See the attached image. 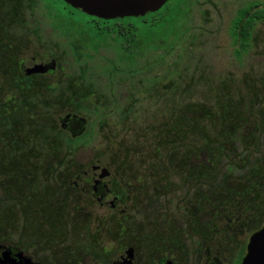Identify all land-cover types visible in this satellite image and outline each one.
I'll return each instance as SVG.
<instances>
[{
  "label": "rangeland",
  "instance_id": "374dc122",
  "mask_svg": "<svg viewBox=\"0 0 264 264\" xmlns=\"http://www.w3.org/2000/svg\"><path fill=\"white\" fill-rule=\"evenodd\" d=\"M49 1L38 10L25 5L20 17L10 7L0 12L4 24L23 21L8 25L7 35L23 42L26 57L58 64L33 77L32 89L18 83L25 70H0V100L13 118L0 124V133L12 134L8 141L0 134V163L17 169L25 191L20 198L0 169V217L7 215L0 245L42 264H108L120 245H135L134 264H147L149 242L168 233L180 232L189 250L246 244L264 224V23L238 58L231 22L241 7L264 0H171L163 39L133 70L107 67L119 59L114 45L80 61L74 48L84 32L70 23L89 19ZM57 11L73 20L56 19ZM67 113L87 121L81 136L61 128ZM209 144L220 149L216 166L200 170ZM22 153L27 167L13 156ZM98 163L118 184L116 209L102 207L82 181ZM223 191L236 199L223 200Z\"/></svg>",
  "mask_w": 264,
  "mask_h": 264
},
{
  "label": "trees",
  "instance_id": "16d2710c",
  "mask_svg": "<svg viewBox=\"0 0 264 264\" xmlns=\"http://www.w3.org/2000/svg\"><path fill=\"white\" fill-rule=\"evenodd\" d=\"M43 2L47 3L49 6L50 3L49 0H42ZM56 1V0H55ZM63 4L66 8L70 9L72 13H79L85 15L89 22L86 24L83 23H77L72 22L71 30L73 28L81 29L84 32V36L80 38L79 45L75 46L74 52L79 53L82 60L92 59L89 54H85L87 52H91L92 50H95L97 46L104 45L107 47H111V45H114V49L118 52L119 59H116V61L108 62L106 65L107 67H111L110 70H133L132 67L136 64L137 59H141L143 56L144 51L146 48H150L149 46L157 45L159 41H161L163 38L160 36V33L158 30L160 28H164L169 23L168 18H170L171 15L174 13H171L167 7L170 4V1L157 13L149 14L146 17L143 18H126V19H118V20H111V21H105L101 20L95 17H90L86 14H84L81 10H76L72 8L70 5L66 4L64 0H58ZM57 2V1H56ZM262 2L260 1H251L247 5L241 7L234 19L231 22V35L234 39V43L237 46L235 50V55L238 58H241L244 54H246L252 43L253 34L257 28V26L260 23H264V6ZM57 17L56 19H65L67 22H71L73 19L71 16H67L65 14H62L61 12L57 11ZM61 32V31H60ZM91 42L94 43L95 46H91ZM136 59V60H135ZM84 65H87V63H84ZM35 77V76H34ZM33 77L25 76L21 80H19V85H24L27 89H32V86L35 85L31 83V79ZM18 81V80H17ZM81 96H84V91L80 92ZM8 105L4 100H0V124L3 126L9 119L12 120V116H8ZM76 115L75 113H72ZM78 116V115H77ZM9 117V118H8ZM15 123V122H14ZM231 122H226V130L225 133L229 134L228 128L230 127ZM22 124L21 121L18 122V125ZM11 129V127H10ZM12 133H15V131L18 128H14ZM9 127L7 130L2 131L0 134L3 137L2 141H8L7 137L8 135L12 136V134H8ZM26 134H24L21 139L23 141ZM1 137V138H2ZM73 138V137H72ZM14 142V141H12ZM205 151L202 155L209 157V163H201L200 170H205L206 166H210L211 168L216 166L215 160L217 157V154L219 152V148H216L215 146H212V144H209L206 148H204ZM29 154L22 153V154H16L13 156H23L24 157V165L26 159ZM2 159V158H0ZM1 161V160H0ZM17 167V166H16ZM27 167V166H25ZM29 171L32 169L29 167ZM0 169L3 171H7L8 179L12 183L11 188H16L18 192H20V198H24V186L21 182L20 178H17V169L13 166L11 168H7V166H4L0 163ZM214 169V168H213ZM211 170V169H208ZM230 170V169H229ZM67 176H62L61 178H66ZM202 178L204 175L201 176ZM15 179V181H13ZM34 179V174L30 175L28 181V191L30 189V185H32V180ZM251 184L254 181V177L251 176L250 178ZM21 182V183H20ZM91 184V182H90ZM114 184L117 186L118 184L115 182ZM253 187V186H252ZM92 191V190H91ZM224 192V193H223ZM219 192L223 200H228L229 198L236 199V194H227V191ZM93 194V192L91 193ZM36 197V196H35ZM26 198V197H25ZM31 199V198H30ZM46 203H48L47 200H45ZM7 215H1L0 223H2L3 217L6 218ZM9 222H3L5 225H11L12 221L10 220L9 216L7 217ZM27 218V217H25ZM24 218V219H25ZM121 225V224H120ZM211 228V227H210Z\"/></svg>",
  "mask_w": 264,
  "mask_h": 264
},
{
  "label": "flooded vegetation",
  "instance_id": "af4514ba",
  "mask_svg": "<svg viewBox=\"0 0 264 264\" xmlns=\"http://www.w3.org/2000/svg\"><path fill=\"white\" fill-rule=\"evenodd\" d=\"M41 2L42 0H0V12L2 11L3 15L5 14L4 12H6L4 10L10 7L12 8L11 10L13 12V16L20 17L21 11L25 5H32L35 10H38V7L41 6ZM4 21L5 20L0 19L1 25L5 23ZM16 22L23 21L18 20L15 22H7L0 31V41L2 42V44H0V70H25V76L28 77L48 75L57 70L58 64L55 59L46 61L45 57L40 59H38L35 55L26 57L27 53L23 50V42L17 39L13 40L11 36L7 35V26ZM35 23H38L37 19H35ZM37 27L34 29V32L37 30ZM52 62L56 63L53 71L42 74L27 75V70H33L36 64L44 63L45 65H48ZM4 101L7 103V100ZM68 114L69 113L60 118L61 128L68 132L72 137L81 136L82 134L75 135V133H78V130L80 129V125L77 123L78 121L74 118H67ZM95 165L96 164L93 165L92 171L85 172V175L89 176L90 179L82 181L89 185L90 190H92L91 193L93 192L91 197L93 196L97 202H102L100 203L102 207L107 205L112 209H116L118 206V197L114 195L116 190L114 176H109L107 180L106 175L108 172L103 168L102 164L96 168ZM263 226L264 224L257 231L262 229ZM212 230L208 233V235L212 233ZM167 235V238H164L162 242H160L159 239H152L149 242L147 245V264H243V261L248 254V246L252 236H250L246 244H244V238L241 243L227 244L225 249L228 254H225V249L219 248L220 246L216 242L204 245L201 243H195L192 244L194 250H189L187 245L184 243L180 232L172 235L168 233ZM133 247L136 246L133 245ZM133 247L120 245L119 255L110 260L108 264H134L137 253L136 249ZM134 250L135 253L133 252ZM5 251H10L12 253L11 258L14 260L22 261L19 255H23L35 263L42 264L16 247L0 245V257ZM87 264L95 263L88 261Z\"/></svg>",
  "mask_w": 264,
  "mask_h": 264
},
{
  "label": "water",
  "instance_id": "95a60500",
  "mask_svg": "<svg viewBox=\"0 0 264 264\" xmlns=\"http://www.w3.org/2000/svg\"><path fill=\"white\" fill-rule=\"evenodd\" d=\"M76 10H81L84 14L105 21L126 19V18H143L149 14L159 12L169 0H64ZM56 63L52 62L48 65L36 64L33 70H27V75L42 74L53 71ZM67 118L76 119L80 125L78 133L81 135L86 129L87 121L77 115L69 113ZM100 163L95 165V168ZM11 252L5 251L0 257V264H39L31 259L19 255L22 261L11 258ZM243 264H264V226L255 232L248 246V254Z\"/></svg>",
  "mask_w": 264,
  "mask_h": 264
}]
</instances>
